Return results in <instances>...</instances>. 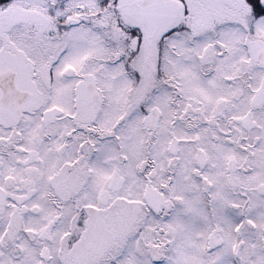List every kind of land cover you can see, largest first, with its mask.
Listing matches in <instances>:
<instances>
[{"label":"snow or ice","instance_id":"snow-or-ice-1","mask_svg":"<svg viewBox=\"0 0 264 264\" xmlns=\"http://www.w3.org/2000/svg\"><path fill=\"white\" fill-rule=\"evenodd\" d=\"M0 264H264V0H0Z\"/></svg>","mask_w":264,"mask_h":264}]
</instances>
